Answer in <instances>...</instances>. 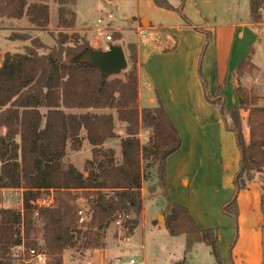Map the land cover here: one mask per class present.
Wrapping results in <instances>:
<instances>
[{
    "label": "trees",
    "instance_id": "obj_1",
    "mask_svg": "<svg viewBox=\"0 0 264 264\" xmlns=\"http://www.w3.org/2000/svg\"><path fill=\"white\" fill-rule=\"evenodd\" d=\"M51 1L58 6L57 25L74 28L77 15L69 6L78 0ZM153 2L176 9L168 0ZM263 5L264 0H250L253 21L260 20ZM21 22L27 26L21 28ZM50 23L49 0H0V27L33 43L23 51L7 52L0 65V129H6L5 134L0 133V199L3 189L23 190L22 210L0 204V264H28L26 254L16 253L19 246L44 251L55 262L68 249L97 247L112 222H120L126 233L132 234L141 221L143 187L153 170L155 180L148 190L153 195L161 189L165 196L163 212L170 235L186 236V255L195 244L205 243L211 247L216 264H225L219 230L200 227L190 209L169 195L167 159L181 148L182 138L161 101L153 107L140 104L138 44H127L131 68L125 77H106L80 59L84 52L95 49L86 34L60 31L56 45L41 52L46 44L30 31L48 30ZM122 37L120 31L113 33L116 41ZM252 53L237 66L240 79L247 70L257 68ZM201 63L198 75L206 89ZM240 79L237 105L226 104L222 84L216 86L215 97L208 99L235 133L241 153L234 196L222 207L235 219L237 230L238 193L264 176V106L259 104L255 88L243 86ZM113 110L125 136L116 132ZM141 128L150 134L144 144ZM114 138L120 139L121 161L113 148H104ZM84 141L92 146V158L81 171L65 157L68 146L77 151ZM49 197L53 198L50 205L38 204ZM81 199L89 212L84 223L79 221V212L85 209Z\"/></svg>",
    "mask_w": 264,
    "mask_h": 264
},
{
    "label": "rangeland",
    "instance_id": "obj_2",
    "mask_svg": "<svg viewBox=\"0 0 264 264\" xmlns=\"http://www.w3.org/2000/svg\"><path fill=\"white\" fill-rule=\"evenodd\" d=\"M168 1L176 9L169 10L159 7L153 0H78L69 6L70 9L76 11V26L66 29L57 25L58 6L49 0L51 23L48 30L30 31V34L32 37H39L46 44V48L40 49L41 52H48L51 47L56 45L55 37L60 31H67L69 34L72 32H78L81 35L86 34L95 49L105 50L108 41L105 40V36L98 34L96 30L99 26L97 19L104 18L106 23L113 22L108 26L107 33L112 36L115 31L122 33V39L116 41L113 38V44L124 47L128 57V66L120 74L111 77H125V72L131 68L127 44L137 43L140 47L141 105L153 107L161 101L172 117L182 138L181 147L184 145L177 156H182L184 167L188 163L186 172L189 175L198 170L200 174H204L206 171L205 179L207 181L215 184L216 179L220 180L221 178V185L226 186L229 181L232 182V175L240 169L241 153L236 135L227 128L223 117L220 122H217L215 118L204 116V112L193 114L191 109L186 112V106L190 100H192L190 103H196L201 96L196 85V78L199 76V65L196 68V63H200L204 59L206 62L207 36L204 34L201 37L202 31L206 32V29H210L213 35L218 34L221 37L220 45L222 48H227L229 44L234 43L241 54L242 61L253 50L252 57L257 68L251 71L247 70L241 79L238 78L243 86L255 88L260 96L259 104L264 106V5L261 8V18L256 22L250 16V0ZM108 15H111L112 19H109ZM144 18L150 21L148 27L142 26ZM19 26L24 28L27 24L21 22ZM138 26L142 28L140 31L137 30ZM141 34H145V37H141ZM96 41L98 46L95 45ZM178 42L182 45L181 52L176 55H168L179 50V48L177 49ZM32 44V39H19L12 30L0 27V65L7 52L23 51L25 46ZM199 44L203 49H200L197 56L196 47ZM203 51L204 54L201 56ZM177 56H183L186 60ZM209 71L202 68L206 77ZM200 86L199 88H202V93L204 96L206 95L208 101L207 89L204 88L205 86L203 87L202 82ZM227 96L230 101L232 96L230 91L227 92ZM152 99H155V102H152ZM174 101L179 103L178 111L172 110V107L175 109L177 106L174 105ZM82 111L84 110H74V112ZM113 112L116 132L120 136H125L126 131L117 121L116 112L114 110ZM5 132V128L0 129L1 134H5ZM82 134H85V131H82ZM139 135L144 144L148 141L150 134L147 129L141 128ZM17 139L20 140L19 136ZM107 147L113 148L118 161H121L120 139L108 140L104 144V148ZM90 158H92V146L88 141H84L81 149L77 151L68 146L65 161L73 163L79 170L84 171L86 161ZM176 158L174 157V159ZM219 162H221L222 168L224 166V171L221 174L219 173ZM175 165L177 166V163ZM208 171L211 173L210 176ZM149 173L151 179L146 181L143 187V214L138 228L132 234L126 233L120 222H112L101 234L100 244L97 247L68 249L64 251L62 258L56 262L52 261L50 256L51 264H109L119 258L131 257L136 258L138 264H216L209 245L198 243L192 252L186 255V236L183 234L170 235L165 226L166 215L163 212L166 203L165 196L161 189H158L153 195L149 193L148 187L155 180V172L153 170ZM87 175L85 173V176ZM261 183H264V176L262 180L258 179L250 184L255 189H252L251 195L249 193L246 202H244L245 215L244 219L241 220V228L244 226L246 231L254 222L250 205H254L255 201L259 205V221L264 222V211L260 209L262 197H264V188H261ZM166 186L168 187L167 182ZM209 193L215 194L211 191ZM212 201L216 225L213 228L222 230L223 233L219 242L221 257L225 256L227 260H234V254H241L239 253L241 250L246 251L252 246L250 239H242L234 252V247L240 239L236 221L232 216L223 212L224 204L219 208L217 199ZM0 204L3 207L22 210L23 190H1ZM80 204L85 205V200L81 199ZM84 208L85 217L89 220L87 216L89 214L88 206L85 205ZM222 217L231 224L223 223L220 219ZM40 243L43 244V241ZM185 257L186 259H184ZM242 257L239 255L238 258L245 260Z\"/></svg>",
    "mask_w": 264,
    "mask_h": 264
},
{
    "label": "crops",
    "instance_id": "obj_3",
    "mask_svg": "<svg viewBox=\"0 0 264 264\" xmlns=\"http://www.w3.org/2000/svg\"><path fill=\"white\" fill-rule=\"evenodd\" d=\"M251 24L254 25L253 22H251ZM149 25H150V21L144 18L142 26L148 27ZM192 27H195V26H192ZM141 29H142L141 26L137 27L138 31H140ZM201 29H203V27H201ZM205 31L206 32L202 31L203 35H201V37H203L204 34L207 36L208 49L205 53V56L207 55L206 62H205V59L202 60V68L206 69V71L210 70L209 72H207V77H206V89L208 92V98H214L216 86L218 84H222L224 86L223 94L225 96L226 104L237 105L239 103V97H238L236 88L239 85V78L236 73V69H237L238 64L242 61L241 54L239 50L237 49V47L234 45V43L229 44L227 48H222L220 45L221 37H219L218 34L213 35L210 29H206ZM141 37H142V34H141ZM113 43L114 42H107V46L105 48H108V46ZM201 44H199L198 47H196L197 56L200 52V49L202 48L200 47ZM95 45L98 46L97 41L95 42ZM178 48H179L178 51L176 50L174 52H171L168 55H172V54L176 55L177 53L181 52L182 45L180 42H178L177 44V49ZM139 54H140V47H139ZM177 57H182L183 60H186L183 56H177ZM198 65L199 63H196V68L198 67ZM196 68H195V71H196ZM201 82L202 81L200 80L199 76H197L196 85H197L198 91L201 94V96H199V99L194 104L190 103V101L192 100L189 101L190 104L188 103V105L186 106V112H188V109H191V112L193 114H195V112H204L205 113L204 116H206L207 118L208 117L215 118L217 122H220L223 116L221 115L220 110L216 106H213L209 102V100L207 101L206 95L205 96L203 95L202 90H201L202 88L201 89L199 88L201 87L200 86ZM140 87L141 85H140V74H139V88ZM228 91H230L232 95L230 101L227 96ZM141 97H142V93L140 91V102H141ZM151 101L155 102V99H152ZM174 102H175L174 105H177V106L175 109H173L172 107V110L178 111L179 103H177L176 101ZM183 147H181L179 150L173 153L168 159L166 182L168 185L170 196L173 198L174 201L181 203L190 209L195 221L200 227L213 228L216 225L214 222L215 213L212 211V206H213L212 200L217 199L218 207L220 208L222 207L223 204H225L227 201H229L234 196V193H235V185H234L235 176L234 175H236L237 171L234 173V175H232L233 176L232 177L233 179L231 180L232 182L229 181L226 186L221 185V178L220 180L216 179L215 184H212L209 181H207L205 179L206 171L204 174H200L198 170L196 173L194 172V174L189 175L186 172L188 163L185 164V167H184L182 156H177L178 153L182 151L181 149ZM174 157H177V158L174 159ZM221 162H219V167H220L219 173L220 174L222 173V171H224V166L222 168ZM175 163H177V166L175 165ZM208 175L209 176L211 175L209 171H208ZM263 185L264 184L261 183L260 185L261 188H264ZM253 188L254 187L250 186L249 188L242 189L238 193V203H239V208H240V215H239V233H240L239 240L240 241L238 240V243L234 247V252H235V249H237V246L239 245V243H241L242 239L244 238L250 239L252 246L246 251L241 250L239 252L241 254H234V260H227L225 256H222V260L225 264H230V263L231 264H264V222L261 223L259 221V215H258L259 205L256 204L257 203L256 201L254 202V205L252 204L253 206L250 205L251 215H254L252 216V220L254 222L252 223L251 227H249L248 231L245 230L244 226H242L241 228V220L244 219V215H245L244 214L245 213L244 212V209H245L244 202H246L248 194L250 193L249 195H251ZM210 191L215 194L211 195L209 193ZM256 191H259V190H256ZM260 209L262 211V205L260 206ZM220 219L226 225L231 224L224 217ZM220 224L222 225V223ZM219 236H220V241H221L222 236H223L222 230L219 231ZM197 244H195V246ZM236 253L238 252L236 251ZM239 255L240 256L242 255L243 256L242 258L245 260L239 259L238 258Z\"/></svg>",
    "mask_w": 264,
    "mask_h": 264
},
{
    "label": "water",
    "instance_id": "obj_4",
    "mask_svg": "<svg viewBox=\"0 0 264 264\" xmlns=\"http://www.w3.org/2000/svg\"><path fill=\"white\" fill-rule=\"evenodd\" d=\"M80 59L88 65L98 68L103 76L120 74L128 66V58L123 46L111 44L105 50L89 49Z\"/></svg>",
    "mask_w": 264,
    "mask_h": 264
},
{
    "label": "built area",
    "instance_id": "obj_5",
    "mask_svg": "<svg viewBox=\"0 0 264 264\" xmlns=\"http://www.w3.org/2000/svg\"><path fill=\"white\" fill-rule=\"evenodd\" d=\"M109 19H112L111 15H108ZM97 23L99 24L98 28H97V32L100 36H105V40L108 42H113V36L111 34H108L107 30H108V26L111 25L110 23H106L104 18H99ZM142 37H145L144 34H142ZM53 202V198L49 197V198H45V199H41L38 201V204L40 206H47L50 205ZM80 214V223H84L86 222L87 218L85 217V212L84 210H81L79 212ZM16 253L21 255V254H26L27 255V262L30 264H49L50 263V256L49 254H47L44 251H41L39 249H29L26 250L24 246H19L16 249ZM109 264H138V261L136 258L131 257V258H119L116 259L112 262H110Z\"/></svg>",
    "mask_w": 264,
    "mask_h": 264
}]
</instances>
